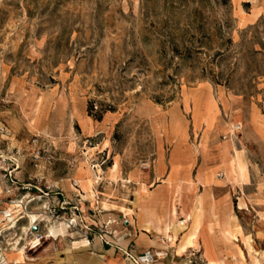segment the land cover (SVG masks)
<instances>
[{
	"label": "rangeland",
	"instance_id": "obj_1",
	"mask_svg": "<svg viewBox=\"0 0 264 264\" xmlns=\"http://www.w3.org/2000/svg\"><path fill=\"white\" fill-rule=\"evenodd\" d=\"M237 154L248 249L227 264H264V0H0V264H63L50 230L84 239L80 206L159 223L160 174L186 204Z\"/></svg>",
	"mask_w": 264,
	"mask_h": 264
},
{
	"label": "crops",
	"instance_id": "obj_2",
	"mask_svg": "<svg viewBox=\"0 0 264 264\" xmlns=\"http://www.w3.org/2000/svg\"><path fill=\"white\" fill-rule=\"evenodd\" d=\"M240 155H236L232 169L235 181H232L233 176L227 178V174L222 178V173L216 178L214 170L203 176L197 171L189 184L186 204L174 201L178 196V182L174 179L173 170L165 175L160 174L157 186L159 223L155 218L146 216L121 224V221L114 219L112 211L99 208V203L98 206H80L79 214L90 230L84 233V239H79L82 235H78L72 241V234L64 226L55 230L53 235L64 243L66 256L63 264H128L124 252L138 255L146 250L165 253L164 259L153 264H196L198 261L227 264L232 254H235L236 261H241L247 255L248 248L244 244L245 229L239 221V215L247 209L243 193L247 175ZM238 164L244 168L243 174H240ZM162 170L160 168L159 172ZM13 172L18 175L20 168ZM262 191L258 190L256 197L264 200ZM241 202L245 207L241 206ZM253 209L264 228V216H261L264 215V201L253 206ZM97 211L100 214L97 215ZM106 224L110 234L102 230ZM181 224L186 226L181 229ZM65 232L66 237L71 239L68 243ZM256 239L263 241L262 248H255L254 244L248 247L255 252L264 250V238L256 235Z\"/></svg>",
	"mask_w": 264,
	"mask_h": 264
},
{
	"label": "built area",
	"instance_id": "obj_3",
	"mask_svg": "<svg viewBox=\"0 0 264 264\" xmlns=\"http://www.w3.org/2000/svg\"><path fill=\"white\" fill-rule=\"evenodd\" d=\"M72 222L69 223H75V226L78 225L75 220H71ZM80 223L82 224L83 221L81 220ZM82 230H84L85 232L90 231L89 228L87 226H82ZM108 224L104 225V227L102 228L103 232L106 234H110L111 231L107 229ZM36 241V240H34ZM33 241V242H34ZM38 242L34 243L35 244H39V239H37ZM32 242V243H33ZM124 256H125V260L127 261L128 264H153L154 262H157L161 259L165 258V253L162 251H153V250H146L144 252H142L141 254L138 255H133L131 253L128 252H124Z\"/></svg>",
	"mask_w": 264,
	"mask_h": 264
},
{
	"label": "bare ground",
	"instance_id": "obj_4",
	"mask_svg": "<svg viewBox=\"0 0 264 264\" xmlns=\"http://www.w3.org/2000/svg\"><path fill=\"white\" fill-rule=\"evenodd\" d=\"M238 170H239V172H240V174H243L244 173V168L242 167V165L241 164H238ZM8 218V219H11V214H7L6 216H3V218ZM30 219H31V225H33L35 222H36V220H35V217L34 216H30ZM14 224V223H13ZM186 225H183V224H181L180 225V228L182 229V228H184ZM15 226H11L9 229H7V230H10V229H12V228H14ZM50 232L53 234V235H55V233H56V231L54 230V229H52L51 228V230H50ZM61 232H62V228H61ZM36 242H38L37 240L36 241H34L32 244H34V243H36Z\"/></svg>",
	"mask_w": 264,
	"mask_h": 264
},
{
	"label": "trees",
	"instance_id": "obj_5",
	"mask_svg": "<svg viewBox=\"0 0 264 264\" xmlns=\"http://www.w3.org/2000/svg\"><path fill=\"white\" fill-rule=\"evenodd\" d=\"M89 111H92V108H90Z\"/></svg>",
	"mask_w": 264,
	"mask_h": 264
}]
</instances>
